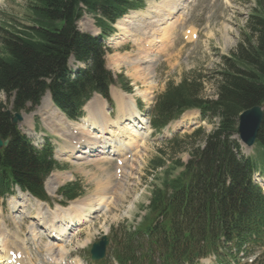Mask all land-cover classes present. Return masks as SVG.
<instances>
[{"label":"trees","instance_id":"16d2710c","mask_svg":"<svg viewBox=\"0 0 264 264\" xmlns=\"http://www.w3.org/2000/svg\"><path fill=\"white\" fill-rule=\"evenodd\" d=\"M143 1L30 0L23 23L2 20L0 93L11 100L12 112L26 110L27 104L33 108L46 91L72 120L81 116V107L94 93L109 101L108 88L115 81L105 68L102 42L80 33L76 23L84 10L105 37L117 19ZM246 28L236 49L220 57L213 74L215 98L203 95L207 78L198 71L177 85L169 83L157 97L153 129L192 109L213 129L208 134L197 129L185 137L190 157L186 164L177 160L165 168L164 160L152 161V170H163L161 183L151 191L141 224L112 234L110 254L116 264H196L211 256L217 264H230L264 249V195L251 182L256 164L241 156L235 139L239 115L264 102V0L256 2ZM70 58L84 68L70 70ZM118 81L124 82L121 76ZM0 138H10L0 151V196L17 185L47 200L43 182L59 168L52 149L49 145L34 149L11 124L1 101ZM256 145L264 152V116ZM176 170L181 171L175 174ZM78 191L73 183L59 193L72 200ZM263 259L264 250L252 264H264Z\"/></svg>","mask_w":264,"mask_h":264},{"label":"rangeland","instance_id":"374dc122","mask_svg":"<svg viewBox=\"0 0 264 264\" xmlns=\"http://www.w3.org/2000/svg\"><path fill=\"white\" fill-rule=\"evenodd\" d=\"M28 1L30 0H0V20H14L23 23L22 19L26 13V4ZM229 1L230 7L229 5L226 6L225 0L224 4L222 0H194L192 3H187L184 9L180 11L181 17L184 15L185 21L183 20V23H179L173 31L172 38L164 40L163 45L166 44L164 46L162 45L163 47L152 54V51L150 52L149 49L146 48L148 45L146 42H149V39L144 38V42L124 40L121 42L117 41V43H113L110 39L106 40L105 45L109 49H107L108 53L106 55L107 69L114 77L119 75L122 76L123 81L127 83L126 89L128 92L125 93L119 83L115 84V86H112L110 89L113 92H117L118 95L123 94L129 96L130 99L134 98L135 102L142 105L143 112H141L144 116L141 117V114H138L144 123L147 121L148 111L153 105L155 98L165 90L167 83L177 85L184 76L192 72L198 71V73L203 74L204 77L207 78V82L204 84L203 95L206 98H215L213 74L219 69V64L221 63L220 57L229 55L241 42L244 34L247 33L246 19L255 9L257 2V0ZM159 2L160 0L146 1L142 10L146 7V9H148V7L151 8L154 4H159ZM190 27H193L192 29H194L196 31L195 34H197V39L194 42H187L182 36V32ZM78 28L82 32L95 34V32H93L94 29H96L94 20L87 14H84L78 22ZM209 34H211V36ZM143 50L146 54L148 53L149 58L151 57L153 61L147 63L142 62L140 68L150 67L152 74L149 79L144 75V79L142 76L137 78V81V79L132 77V70L126 64L133 60L136 62L141 58V55L145 54ZM161 50H163V52ZM114 61L120 63L119 65L121 67L115 68ZM145 80L147 81L145 82ZM146 92L150 94V98L144 101L143 97L138 94ZM0 99L9 109L10 107L7 103L11 100L4 94L0 95ZM114 102L115 105H117L116 110L118 115L121 114L124 116V112L128 109L127 103L122 101V103L124 102L122 105L117 104L118 100L115 101V99ZM99 103H96V105L98 104L99 108L103 110L102 112L105 113V120L107 119L111 122L107 117L105 104ZM143 103H146V105ZM51 106V103L47 105L43 102L40 112H43L44 118L47 117V119H50V117L52 118L53 116L52 114H55L54 111L51 110ZM124 107L126 108L123 110L122 108ZM113 110H110L108 115H110L112 120H115L118 115L116 111ZM135 111L137 110L135 109ZM40 112L39 108L31 113L22 112L24 121L18 124V129L21 130L22 133L28 135L31 141L34 144L36 143L37 147H40L42 141L48 140L55 149V159L62 166L61 170H56L51 173L44 183L46 191L50 194V203H45L49 209L43 204L48 210V212L44 214V217L47 220L50 216L49 211H51L50 213H54L55 210H53V208L55 206H60L59 209L64 210L66 207L68 208L71 206V203L73 204L78 201H85L89 206L96 204V206L95 210H93L94 208L92 207L88 212H83V214L87 216V220L88 217H91L89 219L90 221L88 220L89 222L85 223L83 226L76 228L62 226L60 227L62 230H59V227L56 226L55 230L58 229L56 232L59 235L47 239L45 237L41 238L42 235H40L38 239V236L35 237V234H41L40 232H42L45 235L47 225L44 224L42 216L38 215L39 212H37V214L35 212L34 208L36 207L34 204L36 200L33 199V201L30 198L27 200L28 197H26V200L18 201V204L15 205L16 208H12L10 205L12 199L10 202L8 197L4 200H0V235L5 233L6 235L9 234L11 236L10 240L14 239L13 236L18 235L20 237L18 239L19 243L23 244V254L25 255L28 252L31 258L33 257L34 259V262H30V264H43V262L47 264H97L91 263L89 259V249L94 242H97L103 234H107L111 238L112 231L122 227L125 229H133L140 223V218L144 215L143 208L148 205L150 199V192L155 185H159V179H161L163 173L161 169L157 171L152 170V161L160 158L165 161V167L171 166L172 163L177 160L185 164L189 160V155L185 148L187 145L186 143H189V141L184 142L186 139L185 137L192 135L200 127L204 130L205 134L213 129L212 124L200 122L199 115L196 111L187 112L182 116H190L189 119H185V124L183 121L184 126L182 128H178V121L171 123L160 133L150 132L148 129L147 131L140 130V128L133 126V133H131V137H129L131 139L132 148L127 154L126 158L128 159L125 164L127 165L125 172L126 179L124 176L120 179L116 174L117 158H114L111 162H105L97 160L98 157H95V160H91L92 162L80 161L78 163L73 160L68 161L65 159L67 153H64V156H59L58 149L61 145H65L67 151L70 147L69 138L66 139V141L63 137L57 135V131L64 128L63 124L59 123L60 125H58V127L52 126L54 123L49 120L50 123H52L50 124L48 120L42 119ZM49 112H52L50 116ZM122 118L125 119V117ZM30 128L32 131H30ZM33 130L35 134L32 133ZM139 130L144 132V134L140 135ZM58 137H60V139ZM79 137L87 139L89 135L86 132H81ZM89 153L90 152H88V154ZM93 154L95 153L91 152V155ZM244 155L246 157H253L252 159L256 162L257 167L260 170H264V152L262 149L256 146L249 149ZM259 172L260 171H258V175L261 174V172ZM95 177L98 179L96 180ZM100 177L104 183L101 182ZM255 179H261V182L264 179V174L259 179L257 177ZM75 181L82 187L83 194L75 201L64 204V199L57 195L56 191L59 187ZM108 181L109 184L106 183ZM121 181H124V184L122 183L124 185L122 190L118 188L119 182ZM100 183L107 184L104 191L99 188L102 186ZM94 184H96L97 188H95ZM95 191H97V193ZM19 196L17 192H15V198L13 199L15 200L19 198ZM100 199L103 200L99 201ZM95 201L100 202L99 206ZM36 216L42 219L38 220L35 218ZM56 225H60V223ZM31 228L32 230L36 229L33 231V233H35L33 236L29 234ZM77 228L78 230L76 232H72L73 229ZM0 238H2V236H0ZM29 244L32 246L35 245L34 247H29ZM46 244L52 245L54 249L65 248L68 254L63 255V258L59 257L57 254L52 255V253L47 252L46 247L44 248ZM34 248L36 251H39V253L35 252ZM26 261H29V259ZM261 261L264 262V259ZM103 262V264H114L109 252L106 253ZM200 264L213 263L211 260L207 259L202 260Z\"/></svg>","mask_w":264,"mask_h":264},{"label":"bare ground","instance_id":"6f19581e","mask_svg":"<svg viewBox=\"0 0 264 264\" xmlns=\"http://www.w3.org/2000/svg\"><path fill=\"white\" fill-rule=\"evenodd\" d=\"M189 1H192V0H160L159 4H154V6H152L151 8L148 7V9H146V11L132 12L130 16H126V17L122 18L121 20H119L115 24V28L117 29V34H115L113 36V38L110 39V41H112L113 43L114 42L117 43V41L120 42V41H124V40H130V41H136V42L141 41L142 42L145 38V39H149V42H146V43H148L146 48L149 49L150 52L152 51L151 54L153 52H156L159 48L163 47L166 44L165 43L163 45L164 40H169V38H172L171 36L173 35V31L175 30V27H177V25H179V23H183V20L185 21L184 15L181 17L180 11H182L184 9V7L186 6V4ZM225 1H226L225 4L229 5L228 0H225ZM195 33H196V31L194 29H192V27H191L186 32L184 31L182 35L184 37H187V38H185L186 40L191 41L195 37L194 36ZM209 35L211 36V34H209ZM170 44H171V42H170ZM164 49H165V47H164ZM163 50H161V51L163 52ZM151 61H153V60L151 59V57L149 58L148 53L146 54V52H145V54L141 55V58H139L136 62L133 60V61L127 63L126 65L129 66V68L132 70V77H134L135 79L142 77V76H143V79L145 78V76L148 77V79H149L151 74H152V70L150 69V67L140 68V64L142 62L147 63V62H151ZM119 64L120 63L115 62L114 67L115 68L121 67ZM121 65H122V63H121ZM137 81H138V79H137ZM146 81L147 80H145V82ZM138 95L142 96L144 101H146L147 99L150 98V96H149L150 94L147 92L146 93H139ZM111 97L113 100L115 99V101L118 100L117 104L122 105L125 102L128 105V109L126 110V112H124V116L119 114V115H121V116H119L121 118L118 117V119L111 120V122H109L107 119L105 120V113L102 112L103 110L99 108L98 104L96 105V103L100 102L99 98H95L88 103V105L86 106L87 114L89 113L88 118L84 119L81 124H74V126H73V125H70V123H66V120L63 118V116L59 115V112L53 106H51V110L54 111V113L56 115H59V116L52 114L53 115L52 118L50 117V119H47V117H46V119L53 122L54 124H52V125H54V126H57L61 122L68 127L67 129L70 128L71 130L85 131L91 135L90 142H86V141L83 142L84 145L86 146V149H88L89 151H87V152L81 151V150L76 151L75 150L76 148L74 146V147L70 148V151L68 152V155H67L68 160H71L73 158V159H76V162H78V163L80 161H87L88 162V161H91L94 157L98 156L100 158H98L97 160H102L105 162H108V161L111 162L116 157L118 159L117 161H120L122 164L118 169L119 175L117 174L120 177V179H122L123 176H124V178L126 176L125 172L127 169L126 168L127 165H125V164H126V160L128 159V158H126L127 157L126 155L128 154V149L131 148V139L129 137H131V133H133L132 127L134 126V127L140 128V130H144L145 128L143 126L146 124V122L144 123V121L142 119H140V117H139V114H138L139 112L135 111L136 108L134 109V104H133L134 101L132 98L130 99L129 96H126L123 94L118 95L117 92H112ZM44 101H46V100H44ZM122 101H124V102L122 103ZM100 103H103V102H100ZM126 107H124L122 109L124 110ZM51 113L52 112H49V116L51 115ZM122 117H125V119ZM178 125H179V127H182L184 125L183 121H180L178 123ZM140 130H139V133L141 135L144 132H141ZM97 149L99 151H97ZM242 151L244 153H247L248 149H246L245 147H242ZM88 152H90V153L87 154ZM91 152L95 153V154L91 155ZM59 154H61V156H63L61 151H59ZM86 156H87V158H86ZM95 162H97V161H95ZM96 177H95V179L97 180L98 178H96ZM101 177H100V180H101ZM101 182L104 183L102 180H101ZM123 182L122 181L119 182L118 188H120L121 190L124 186ZM102 183H100V184H102ZM106 183L109 184V181ZM94 185H95V188H97L96 184H94ZM106 187H107V184L106 185L102 184V186H100L99 188L102 189V191H104L106 189ZM95 192L97 193V191H95ZM100 193H102V192H100ZM17 199H15V200L10 199L12 203L10 201L9 202H10V205L12 206V208L13 207L16 208L15 205L18 204V201L26 200L23 195L19 196V198H17ZM27 200H29V197ZM102 200L100 199L99 201H102ZM96 203L99 206L100 202H96ZM34 205L36 207V208H34L36 214H37V212H39L38 215L42 216L44 224L47 225V229H46L47 233L45 235L42 232H40L41 234H39V233L35 234V233H33V231H35L36 229L32 230V228H31V230H30L31 232L29 234H31V236H33L35 234V237L38 236L37 237L38 239H39L40 235H42L41 238L45 237L46 239L49 238L53 233H54V235H56L57 234L56 230H58V229L62 230V228H60V227H62L63 225H67L70 228L71 227L76 228L79 226L80 227L83 226L85 223H88L90 221V220L89 221L87 220V216H85L83 214V212H88L90 210V208H92V207L94 208L93 210H95V206H96V204L95 205L90 204L91 206H89V204L87 202L83 201V202H74L73 204H71V206H69L68 208H66L64 210H60L59 209L60 207H55L53 209V210H55L54 213H50L51 211H49L50 216L46 220V218L44 217V214L46 212H48L47 208L42 203L37 202V200L35 201ZM35 218L38 220L42 219V218H39V216H36ZM35 218H33V219H35ZM57 223H60L61 226L56 225ZM56 226H58L59 228L57 227L58 229L55 230ZM77 230H78V228L73 229L72 232H76ZM57 235H59V234H57ZM0 236H2V238H0V240H1V242H0L1 243V245H0V264H4L5 261H9L11 259V257L9 256L10 252L20 256V258L18 260L14 261L13 264H28L26 261L25 255L23 254V252H24L23 248H22L23 244H20L18 241V239L20 237L18 235H16V236H13L14 237L13 240H10L11 236L9 234L6 235V233H5V234H1ZM5 238H6V240H5ZM49 244H51V243H49ZM49 244H46V246L44 245V248L46 247L48 253L57 254L61 258H63V255L68 254V251L65 248L54 249V248H52V245H49Z\"/></svg>","mask_w":264,"mask_h":264},{"label":"water","instance_id":"95a60500","mask_svg":"<svg viewBox=\"0 0 264 264\" xmlns=\"http://www.w3.org/2000/svg\"><path fill=\"white\" fill-rule=\"evenodd\" d=\"M264 116V102L259 106H254L243 111L238 118V127H237V138L241 144L250 148L252 147L256 140L257 136L263 121ZM21 117L18 114H15L11 118L13 125L20 121ZM9 143V139L2 141L0 139V149L6 147ZM108 246V237L103 236L99 242L94 243L90 249V260L91 262H96L101 260L104 257L106 247Z\"/></svg>","mask_w":264,"mask_h":264}]
</instances>
